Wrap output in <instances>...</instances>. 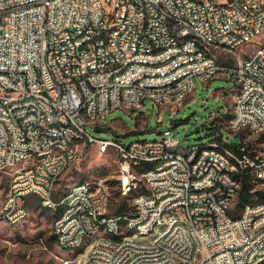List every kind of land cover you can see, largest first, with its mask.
<instances>
[{"label":"built area","instance_id":"built-area-1","mask_svg":"<svg viewBox=\"0 0 264 264\" xmlns=\"http://www.w3.org/2000/svg\"><path fill=\"white\" fill-rule=\"evenodd\" d=\"M107 4H114L112 19H104ZM262 6L263 0H0V68H6L0 75V170L14 167L0 219L18 221L27 213V196L34 194L58 207L59 244L71 251L88 243L87 264H180L171 257L158 262V254L167 255L168 240L138 244V253H131L126 238L93 237V228L117 232L123 225L108 220L101 178L76 186L68 208L48 200L89 146L104 148L114 140L125 179L122 197L128 200L129 185L149 188V195L128 200L130 224L150 232L161 216L179 215L204 237L200 264H264V205L251 209L245 220L236 218V205L234 217H227L229 190L239 196L243 174L251 183L264 182V171H257L264 161L260 150L244 140L229 143L223 134L227 154L200 150V144L183 147L171 129L160 139L129 144L86 129L105 127L112 110L139 108L145 99L179 106L194 91L195 79L220 77L222 70H213V63H237L235 84L226 90L233 93L227 125L232 132L263 134L264 51H240L256 42L264 27ZM187 32L196 33L194 43H183ZM113 34H120V42H113ZM81 37H89L90 45L79 47ZM197 44H204V51H197ZM117 54H124L126 68L105 72V63L117 61ZM88 64H95V71H88ZM176 74H183V81H176ZM164 77H174V84H164ZM85 78H93L96 88L87 89ZM236 86H243V94H236ZM79 88L87 89V104L78 101ZM12 102H22V109L12 110ZM83 112L94 114V122L85 121ZM40 113L57 120V128L47 129ZM50 142H60V149H50ZM148 160H159V167L138 170V163ZM134 203H141V213H133ZM19 204H26V211H19ZM86 213H93V220H86ZM170 239L184 246L177 223ZM93 245H101V254L88 260ZM64 260L69 264L72 258Z\"/></svg>","mask_w":264,"mask_h":264},{"label":"rangeland","instance_id":"rangeland-1","mask_svg":"<svg viewBox=\"0 0 264 264\" xmlns=\"http://www.w3.org/2000/svg\"><path fill=\"white\" fill-rule=\"evenodd\" d=\"M256 45V42H250L241 46L240 51L251 53ZM195 82L194 91L179 106L157 105L145 99L139 108L121 106L112 110L107 115L105 127L95 130L87 126L86 129L95 137L118 138L125 144L157 140L163 130L171 129L183 147L211 142L223 134L229 143L244 140L264 155V133L253 136L246 132H232L227 125L233 93L226 90L233 86L234 80L220 76L205 83L199 79ZM214 112L218 116L210 119ZM113 150L109 147L103 152L98 144L89 146L87 154L61 176L56 195L65 193L73 183L105 178L111 189L109 212L127 210L128 200L120 194L115 179L117 164ZM13 170L14 167L0 170V206ZM251 189L264 190V182H252ZM33 198L34 195L28 196L29 214L23 222L7 224L0 219V264H63L62 260L68 258H72V264H83L88 243L71 251L59 246L52 234V220L57 208L45 209ZM257 199L260 198L253 196L249 201ZM148 238V235L142 237Z\"/></svg>","mask_w":264,"mask_h":264},{"label":"bare ground","instance_id":"bare-ground-1","mask_svg":"<svg viewBox=\"0 0 264 264\" xmlns=\"http://www.w3.org/2000/svg\"><path fill=\"white\" fill-rule=\"evenodd\" d=\"M208 3H215V0H208ZM262 13H264V6H262ZM114 14V4H107L104 12V19H112ZM196 41L195 32H187L186 36H183V43H194ZM113 42H120V34H113ZM256 47L250 54L260 55L264 51V27L259 28L258 38L256 39ZM90 45L89 37H81L79 39V47H86ZM197 51H204V44H197ZM126 68V61H124V54H117V61H109L105 63V72H117L120 69ZM213 70L220 71V76L227 77L234 80L235 75L232 73L237 72V63H213ZM88 71H95V64H88ZM0 75H6V68H0ZM176 81H183V74H176ZM164 84H174V77H164ZM85 87L87 89L96 88V81L93 78H85ZM86 88H79L78 101L80 104L88 103V92ZM236 94H243V86H236ZM121 107V106H120ZM129 107V106H125ZM22 109V102H12V110ZM83 119L87 122H94V114L91 112H83ZM40 122L47 123V129L57 128V120H49L47 113H40ZM109 147L117 149V142L114 140H107L104 148H100L105 152ZM50 149H60V142H50ZM200 150L204 151H216L220 154H227V146L225 143L218 140H211V142L201 143ZM117 175L116 181L120 194H124L125 179L121 177V164L116 161ZM159 167V160L141 161L138 163V170H152ZM257 171H264V161L257 163ZM87 181L77 182L70 185L69 189L57 197L55 195L57 186H53V192H48V200L60 202L61 208H68L74 201V194L76 186H84ZM101 183L106 189L104 210L108 213V220L111 222L121 221L123 225H120V230L116 232L115 228L100 227L93 228V237L116 239V241H126L129 243V250L131 253H138V244L142 246H152L156 241H167L165 245L166 254H158L159 263H169V257L175 262L180 264H200L204 257V237H198L195 234V228L191 220L179 218V215L161 216V222L154 224L150 232L148 230L137 229L136 224H130L129 220L132 219V209L130 206L127 210H123L119 213H110L108 203L111 198V189L105 178H101ZM140 195H149V188L145 186H128V200L137 201ZM238 201V195L236 190H229V199L227 201V217H234V210ZM44 207L54 208L53 204L39 201ZM264 205V198H260L254 201H247L236 210V218L238 220H245L250 214L251 209H259ZM58 208V207H56ZM19 211H26V204H19ZM28 213V210H27ZM27 213H22L18 217V221L13 224H17L24 220ZM133 213H141V203H134ZM4 217V210H0V218ZM86 220H93V213H86ZM174 223H177L178 235H183L184 246L179 244L176 239L173 238ZM57 227V216L55 217L52 225V234L55 237L58 245L70 250V247H64V244H59L60 238H63V231H55ZM105 231V233H102ZM148 235V239H142L143 236ZM86 243H81L80 247ZM88 247V246H87ZM88 250V248H87ZM190 252V253H189ZM101 254V245H93L88 253V260H95L98 255ZM63 264H66V260H62ZM73 260L69 262L72 264ZM83 264H87V259H84Z\"/></svg>","mask_w":264,"mask_h":264},{"label":"trees","instance_id":"trees-1","mask_svg":"<svg viewBox=\"0 0 264 264\" xmlns=\"http://www.w3.org/2000/svg\"><path fill=\"white\" fill-rule=\"evenodd\" d=\"M218 141L221 140V136H216ZM254 195H257L259 198H264V190H255L251 191V181L247 174H243L242 178V187L239 192L237 206L240 207L247 201L251 200ZM53 236V235H52ZM54 237V236H53Z\"/></svg>","mask_w":264,"mask_h":264},{"label":"crops","instance_id":"crops-1","mask_svg":"<svg viewBox=\"0 0 264 264\" xmlns=\"http://www.w3.org/2000/svg\"><path fill=\"white\" fill-rule=\"evenodd\" d=\"M30 195H34V194H30ZM30 195H28V196H30ZM55 195H56V192H55ZM28 196H27V204H28V202H29V200H28ZM57 196V195H56ZM57 197H59V196H57ZM34 200H36L37 201V203H39V205L41 206V207H43V208H45V209H47L48 207H44V206H42L41 204H40V202L38 201V199H37V197L34 195V198H33ZM27 210H28V213H27V216H28V214H29V204H28V207H27ZM55 214V216L53 217V220H52V225H53V221H54V219H55V217L57 216V214H58V208H57V211L54 213ZM27 216H26V218H27ZM25 218V219H26ZM24 219V220H25ZM23 220V221H24ZM22 221V222H23ZM21 223V222H20Z\"/></svg>","mask_w":264,"mask_h":264}]
</instances>
